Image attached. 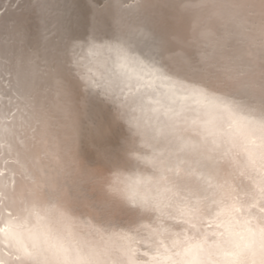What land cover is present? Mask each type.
Returning a JSON list of instances; mask_svg holds the SVG:
<instances>
[{"label": "snow or ice", "instance_id": "1", "mask_svg": "<svg viewBox=\"0 0 264 264\" xmlns=\"http://www.w3.org/2000/svg\"><path fill=\"white\" fill-rule=\"evenodd\" d=\"M7 4L0 264H264V0Z\"/></svg>", "mask_w": 264, "mask_h": 264}, {"label": "bare ground", "instance_id": "2", "mask_svg": "<svg viewBox=\"0 0 264 264\" xmlns=\"http://www.w3.org/2000/svg\"><path fill=\"white\" fill-rule=\"evenodd\" d=\"M7 8L6 15L9 17L15 16L17 14L16 9L12 8L11 5L7 4V0H0V11L4 10ZM4 169V164L3 161H0V171H3ZM11 179L10 175L8 177Z\"/></svg>", "mask_w": 264, "mask_h": 264}]
</instances>
